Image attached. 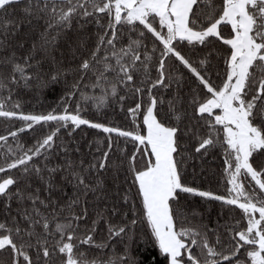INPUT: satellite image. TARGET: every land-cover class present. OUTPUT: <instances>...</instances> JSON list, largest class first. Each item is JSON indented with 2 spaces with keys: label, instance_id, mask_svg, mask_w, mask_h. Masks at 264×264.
Masks as SVG:
<instances>
[{
  "label": "snow or ice",
  "instance_id": "snow-or-ice-1",
  "mask_svg": "<svg viewBox=\"0 0 264 264\" xmlns=\"http://www.w3.org/2000/svg\"><path fill=\"white\" fill-rule=\"evenodd\" d=\"M14 6H20L19 16L9 13ZM89 18L97 26L94 46L89 50L87 38L77 39V50L83 48L88 55L71 70V83L59 70L43 72L44 59L56 63L57 45L71 31L73 21H82L83 27ZM221 26H230L229 37L222 35ZM24 29L35 33L34 38L27 33L21 36ZM148 34L150 49L145 43ZM209 38L222 41L230 50L219 87L211 82L208 57L192 60L178 48L184 43L192 48L205 45ZM170 58L210 95L200 99L193 90L185 101L180 96L183 76L173 74ZM62 77L65 91L60 113L26 114L18 111V102L6 109L0 100V117L24 122L0 135V149H6L0 163V203L9 214L0 222V253H8V261L0 260V264H141L130 247L115 258L105 252L117 238L134 242L135 213L130 221L113 224L107 214H120L113 202L110 208H97L89 223V194L97 203L107 200L101 174L112 172L115 182L122 171L126 179L131 174L137 188L143 208L140 219L163 258L158 264H264V160L256 167L251 160L254 154L264 155V0H0V89L8 88L7 99L15 86L54 90ZM89 87L100 89L101 95L89 96L84 91ZM169 92L172 98L165 99ZM77 96L93 101L98 109L110 99L121 107L126 99H133L134 106L127 113L134 125L142 116L143 131L139 126L123 130L83 118L79 101L69 110ZM185 120L189 123L184 124ZM50 122H55L54 130L31 147L18 142L20 133ZM82 125L108 134L106 149L101 150L98 141L100 155H93L87 164L71 159V150L56 143L62 128L70 129L71 135ZM112 134L124 138L126 144L131 142L135 151L128 155ZM10 137L16 141L15 148L8 144ZM182 137L194 144V153L200 156L221 144L227 195L182 182V166L194 158L191 153L185 156L188 150L182 149ZM57 149L62 150L64 163L49 167V157ZM138 155L148 158L142 169L136 167ZM57 176L75 190L63 206L52 200ZM37 183L42 187H33ZM42 190L48 194L43 198ZM181 193L235 206L241 210L245 227H240V220L225 225L228 242L222 244L216 229L193 225L176 206ZM116 197L129 201L127 193L120 197L117 191ZM12 202L17 205L14 216ZM101 223L107 235L97 242ZM209 232L216 234L215 244L209 243ZM89 250H95L91 258ZM101 252L106 259L99 258Z\"/></svg>",
  "mask_w": 264,
  "mask_h": 264
},
{
  "label": "trees",
  "instance_id": "trees-1",
  "mask_svg": "<svg viewBox=\"0 0 264 264\" xmlns=\"http://www.w3.org/2000/svg\"><path fill=\"white\" fill-rule=\"evenodd\" d=\"M218 3V0H217ZM19 7L14 6L13 9H9V13L13 16H19ZM15 9V10H14ZM92 18H89V22L81 27V22L76 20L72 23L71 31L67 32L61 37L57 49L55 52L56 63L49 61L48 59L43 60V72H56L61 71L67 77L68 82L71 83L72 79V69L80 62L82 57L88 55V51L83 48L77 50L76 41L78 38L83 36L88 39V49L94 46L95 34L97 32V26L91 22ZM106 22V21H102ZM41 29H37L39 31ZM221 32L224 37H229L230 26H221ZM27 33L30 37L35 36V33L28 32L27 29L21 33L23 36ZM149 35V39L145 41L148 48L152 47V38ZM210 42L205 45H197L192 48L190 45L180 44L178 45L179 50L190 57L192 60L198 61L201 58L208 57L209 66L208 73L211 77V82L214 86H222L225 79V57L230 54L228 46L224 45L222 41L216 38H209ZM31 39L26 43V48L30 45ZM25 48V50H26ZM21 53H18V55ZM210 54V55H209ZM168 65L174 75L183 76V87L180 90V96L184 97L187 101L193 90L199 95L200 99H205L208 95L205 89L198 88L197 82L191 74L179 65L178 62L172 60L168 61ZM7 75V73H5ZM175 90V86H173ZM65 84L64 78H61V82L55 86V89L45 88L43 90H34L31 87L23 88L20 86H15L11 91V99L8 100L9 90L8 88L0 89V100H4L6 103V109H11L13 103H19L20 109L26 114H47L50 111L55 110L56 113H60L64 107L62 98L64 96ZM89 96H99L101 95L100 89H92L91 87L85 89ZM123 94V93H122ZM172 93H165V99H171ZM80 102L81 112L80 115L88 119L91 122L103 123L107 126L119 127L123 130H133L134 127L139 126V130L143 131L142 126V116L136 119L135 125L131 117H129L127 110L129 107L134 106L135 101L133 99H126L122 103H117L115 99H110V101L101 108H97L95 103L91 100L82 101L79 96L70 101L69 110L72 111L76 107V103ZM181 107L180 105L177 106ZM183 107H187L185 103ZM123 109V110H122ZM167 105L164 106V111H167ZM191 113V109H189ZM174 122V121H173ZM24 122L17 119H6L0 117V135H7L9 131H14L23 125ZM189 121L185 120L184 124H188ZM195 123V121H193ZM184 125H181L183 128ZM219 127V126H217ZM55 122H50L48 125H36L32 130L20 133L18 136V142L22 144L25 148L31 147L37 139L46 135L48 132L54 130ZM70 129H61L58 133L56 143L60 145L67 146L70 149L71 159L75 160L77 163L83 160L85 164L89 163L93 155L99 156L100 153L96 152L97 142L100 143L101 150L106 149L107 146V136L108 134L103 133L101 130L90 128L86 125H82L80 128L72 132L71 135L68 134ZM207 131V129H205ZM223 133L219 134V139L222 141ZM113 140H119V147L125 148L128 155H131L134 151V145L129 142L125 143L124 138H118L115 134H112ZM8 144L13 148L16 146V141L11 137L9 138ZM182 149L186 148L188 150L185 153L187 156L189 153L193 155L194 158L187 159L185 164L182 166V182L187 186L197 188L202 191H211L217 195H227V185L225 183L224 174V150L221 144H217L216 147L210 148L206 155L200 156L194 153V144L187 142L185 138H181ZM75 149H79L76 152ZM115 151V149H114ZM6 149H0V163H3V155ZM114 158V157H112ZM51 163L49 167L55 166L57 164L64 163V154L61 149H57L56 153L49 157ZM147 157L143 155H138L136 161V167L142 169L147 163ZM253 161V166L256 167V163L264 160V155L259 153L254 154L251 158ZM43 162V161H41ZM15 172V170H13ZM101 176L105 177V193L107 200H101L98 203L94 201V197L89 194L88 196V212H89V223L95 218V211L97 208H110L112 203L115 202L120 208V214L116 216H111L110 213L107 215L111 218L113 224H121L130 221L135 217L138 223L135 225L134 232V242L129 241L125 238L121 241L119 238L112 241V246L110 249L105 250L107 256L115 258L117 255H122L123 250L126 247H130L131 255L141 264H158L162 262L161 257H159L158 250L153 246L151 238L149 237V229L146 223L140 219L142 216L143 208L140 197L137 194V188L132 183L131 174H127L123 171L119 174V178L113 182V173L108 172L107 174L102 173ZM250 180V177L248 178ZM254 184V182H253ZM247 188V182H245ZM33 187L40 188L41 185L33 184ZM120 193L122 197L125 193L129 196L128 203H124L122 199L116 197L113 199L116 192ZM48 194L41 191V197L47 196ZM75 195V190L70 183L62 180L57 176L56 190L52 194V200L58 201L61 206L69 201ZM178 206L182 211L188 214L189 220L193 225H206L210 229H216L222 244H227L228 233L226 231L225 225H231L237 220L241 221L240 227H245L243 222L241 210L235 208V206H226L219 201H212L206 198H201L193 194L181 193L179 197ZM17 211V205L12 202L11 215H15ZM76 212L80 209L77 207ZM195 212V217L192 213ZM126 214V215H124ZM9 214L3 203H0V222H4L8 218ZM83 227V222H82ZM106 228L103 223H101L97 235V242H103L106 239ZM208 239L210 244H215L216 234L213 232L208 233ZM195 252L198 254L199 249ZM95 254V250H89L88 255L91 258ZM104 252L99 253V258L106 259ZM0 260L5 262L8 261V253H0Z\"/></svg>",
  "mask_w": 264,
  "mask_h": 264
}]
</instances>
